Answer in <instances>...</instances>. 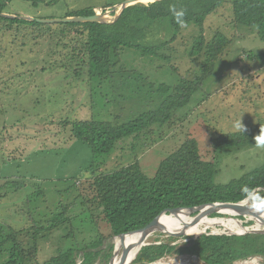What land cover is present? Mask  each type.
Masks as SVG:
<instances>
[{
    "label": "rangeland",
    "instance_id": "rangeland-1",
    "mask_svg": "<svg viewBox=\"0 0 264 264\" xmlns=\"http://www.w3.org/2000/svg\"><path fill=\"white\" fill-rule=\"evenodd\" d=\"M126 1L2 0L0 14L49 20L93 11L103 18L102 24L113 25ZM234 1L224 0L204 18L202 28L183 24L176 35L166 21L128 24L127 30L134 26L141 44L166 42L160 54L167 59L118 49L110 55L113 67L109 74L98 79L89 76L88 33L82 27L0 20V243L9 233L20 232L25 263L46 264L72 249L78 251L76 264H83L84 253L100 242L95 250L99 255L91 264H109L115 237L96 196L93 184L97 178L131 166L151 178L162 161L188 139L196 141L202 161H215V184H228L264 164V144L259 138L254 140L259 133L264 136V42L255 28L235 23ZM150 4L137 2L124 10ZM201 35L203 47L191 55ZM216 35L226 38L229 46L203 79L205 46ZM181 80L198 83L189 104L176 110L168 123L116 142L109 154L94 155L72 136L75 122L99 121L114 127L155 110L163 100L158 86L174 88ZM240 118L241 134L233 129ZM222 135L247 142L219 151L216 142ZM263 202L261 195L248 200L250 206ZM53 223L64 225L40 237ZM241 224L256 226L249 221ZM193 236L159 233L149 244L180 248L194 240ZM237 236H259L256 249L264 250V234ZM9 246L0 264H8ZM255 258L264 264L260 255L239 262ZM172 260L204 264L194 256L179 254L157 261L167 264Z\"/></svg>",
    "mask_w": 264,
    "mask_h": 264
},
{
    "label": "trees",
    "instance_id": "trees-1",
    "mask_svg": "<svg viewBox=\"0 0 264 264\" xmlns=\"http://www.w3.org/2000/svg\"><path fill=\"white\" fill-rule=\"evenodd\" d=\"M223 2L224 0H163L146 7H129L121 13L120 18L113 25L100 23L66 25L80 26L88 33L89 76L92 79H98L109 74L113 67L110 55L118 49L133 50L146 57L167 59L160 54V51L167 46L166 42L158 45L141 44L136 41L134 26L127 30L128 24L166 21L176 35L183 24L192 23L202 28L204 18L213 13ZM3 6L0 0V13ZM179 12H183L182 17H177L176 13ZM93 14L94 12L91 11L89 14L67 17H85ZM233 14L237 25L255 28L259 39L264 42V0H235ZM0 20L18 25H40L35 21H27L19 17H0ZM228 46L229 41L221 35H216L212 42L205 46V60L201 68L203 79L206 78L205 75L210 74L217 58ZM202 47L203 36L201 35L195 41L191 55L200 53ZM197 85V81L187 80H181L174 88L160 85L157 93L163 96V100L155 110L142 113L133 120L114 127L99 121L75 122L71 124V134L74 139L86 144L94 155H107L116 142L138 134L153 125L161 126L168 123L176 110L189 104L192 96L197 92ZM246 142L245 139L236 140L231 136L222 135L216 142V149L224 151L244 145ZM216 173L215 161H202L196 141L188 139L162 161L151 178L144 175L136 166H131L110 175L101 176L94 181L93 185L112 237L142 229L165 210L198 207L211 203H238L252 193V198L261 195V201H264V164L225 185L215 184ZM219 216L221 215H211V217ZM55 225L53 223L49 228L50 231L44 232L40 237L47 236V233L56 230L55 227L58 225ZM19 234L20 232L13 231L0 243L2 247L0 257L3 255L4 248L10 245L6 256L8 264H30L23 261V248ZM237 235H202L180 248L171 247L168 244L146 246L140 250L132 264H149L173 254L194 256L204 264H234L254 255L264 257V250L256 249L255 240L259 236ZM92 246V251L84 253L83 264H91L99 255L95 250L100 247V242ZM37 247L38 244L37 246L35 244V257ZM77 254L78 251L68 249L51 258L46 264H76Z\"/></svg>",
    "mask_w": 264,
    "mask_h": 264
},
{
    "label": "bare ground",
    "instance_id": "bare-ground-1",
    "mask_svg": "<svg viewBox=\"0 0 264 264\" xmlns=\"http://www.w3.org/2000/svg\"><path fill=\"white\" fill-rule=\"evenodd\" d=\"M141 3L150 2L149 0H141ZM248 202L245 203L244 207H249ZM222 218L210 219L209 217L202 219L199 223L191 224V227L186 230V234L194 235L193 238H198L199 236L211 234H226V235H237V233L245 234L249 231H259L264 232V209L246 214L242 219L236 217L228 218L229 216L236 215L237 212L233 210L222 211ZM228 215V216H227ZM193 221V217H188L184 213H181L178 216L165 214L160 218V222L163 223L171 231H180L183 227H189L190 223ZM254 222L256 226L248 228L244 224ZM206 230L208 232H206ZM159 232H153L146 236V240H143L141 243L140 234L132 233L124 237V240L120 238L114 239V256L109 264H132L133 261L137 258L139 254V249L144 244H149L153 241L154 237L157 236ZM113 245V244H112ZM125 249L124 255L123 250ZM198 259V258H197ZM239 261V260H238ZM259 258H255L251 261L237 262L234 264H259ZM187 263V261L185 262ZM176 260L169 261L167 264H185ZM204 263V262H203ZM152 264H165L164 261H157Z\"/></svg>",
    "mask_w": 264,
    "mask_h": 264
},
{
    "label": "water",
    "instance_id": "water-1",
    "mask_svg": "<svg viewBox=\"0 0 264 264\" xmlns=\"http://www.w3.org/2000/svg\"><path fill=\"white\" fill-rule=\"evenodd\" d=\"M140 1L141 0H128L125 3H123L121 10H120L119 14L117 15V17L120 16L121 12H123V10L126 6L140 2ZM149 1L152 3H155V2H160L163 0H149ZM0 17L14 18L11 16L3 15V14H0ZM19 18L23 19V20H27V21H35V22L41 23V24H72V23H100V24H102L103 23V18L96 12H94V14L91 16L66 17V18H62V19H49V20H40L39 19V20H35V19H29V18L21 17V16H19ZM252 195H253V193L248 198H246L245 200L238 202V203H211V204L201 205L198 207H191V208H184V209L176 208V209L165 210L160 215H158L154 220H152L148 225L143 227L142 229H139L137 231L130 232L127 234H122V235L115 237V238H120L121 240H124L125 236L132 234V233H138V234H140V239H141L140 243H141L143 240H146V236L148 234H151L153 232H159L161 234L171 236V237H185L186 236V230L191 227V224L193 225L195 223H199L202 219L210 217L211 215H214V214H216V215L224 214V213H222V211H225L228 209L233 210L237 213H236V215H234L232 217L237 218V217H243L246 214H251V213H255V212H259V211L263 210L264 209V202L259 204V205H256V206L244 207L245 203L248 202V200L252 197ZM181 213H184L188 217H193V221L190 223L189 227L185 226L180 231H175V232L171 231L170 229H168V227L166 225H164L163 223L160 222V218L162 215L169 214V215L178 216ZM210 218L215 219L216 217H210ZM247 233H262V234H264V232L253 231V230L249 231ZM206 235H220V234L208 233ZM222 235H226V234H222ZM194 239H196V238H194ZM148 245H150V244L142 245L139 249V252L143 247H146ZM124 253H125V249L123 250L122 254L124 255Z\"/></svg>",
    "mask_w": 264,
    "mask_h": 264
},
{
    "label": "clouds",
    "instance_id": "clouds-1",
    "mask_svg": "<svg viewBox=\"0 0 264 264\" xmlns=\"http://www.w3.org/2000/svg\"><path fill=\"white\" fill-rule=\"evenodd\" d=\"M176 15H177V17H182L183 16V12L176 13ZM233 129L239 134H241L244 131L243 125L241 123V118L236 120V121H234ZM257 138H259V141H260L261 144H264V136H261L260 133H259V135L254 137V140H256Z\"/></svg>",
    "mask_w": 264,
    "mask_h": 264
},
{
    "label": "built area",
    "instance_id": "built-area-1",
    "mask_svg": "<svg viewBox=\"0 0 264 264\" xmlns=\"http://www.w3.org/2000/svg\"><path fill=\"white\" fill-rule=\"evenodd\" d=\"M97 13V12H96Z\"/></svg>",
    "mask_w": 264,
    "mask_h": 264
}]
</instances>
